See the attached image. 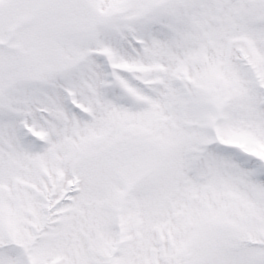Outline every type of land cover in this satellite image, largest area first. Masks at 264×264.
Instances as JSON below:
<instances>
[{
	"label": "snow or ice",
	"instance_id": "obj_1",
	"mask_svg": "<svg viewBox=\"0 0 264 264\" xmlns=\"http://www.w3.org/2000/svg\"><path fill=\"white\" fill-rule=\"evenodd\" d=\"M0 264H264V0H0Z\"/></svg>",
	"mask_w": 264,
	"mask_h": 264
}]
</instances>
